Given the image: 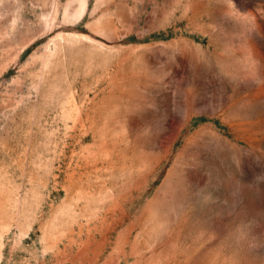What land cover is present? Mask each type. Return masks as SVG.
I'll return each mask as SVG.
<instances>
[{
	"label": "rangeland",
	"instance_id": "374dc122",
	"mask_svg": "<svg viewBox=\"0 0 264 264\" xmlns=\"http://www.w3.org/2000/svg\"><path fill=\"white\" fill-rule=\"evenodd\" d=\"M0 264H264V0H0Z\"/></svg>",
	"mask_w": 264,
	"mask_h": 264
}]
</instances>
